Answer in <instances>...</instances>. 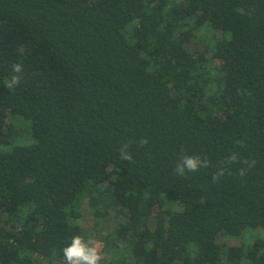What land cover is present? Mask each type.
I'll return each mask as SVG.
<instances>
[{"label": "trees", "instance_id": "obj_1", "mask_svg": "<svg viewBox=\"0 0 264 264\" xmlns=\"http://www.w3.org/2000/svg\"><path fill=\"white\" fill-rule=\"evenodd\" d=\"M85 209L106 264H264V0H0V264Z\"/></svg>", "mask_w": 264, "mask_h": 264}, {"label": "clouds", "instance_id": "obj_2", "mask_svg": "<svg viewBox=\"0 0 264 264\" xmlns=\"http://www.w3.org/2000/svg\"><path fill=\"white\" fill-rule=\"evenodd\" d=\"M23 67L22 64L16 63L13 65V72L20 73L22 72ZM20 83L19 76H12L9 81L6 83V87L8 89H13L18 86ZM143 143H147V141H142ZM124 159L131 160V156L125 154L123 156ZM238 160V156L236 154H232L228 157L227 163L236 162ZM243 164H247L252 166L255 161L244 160ZM209 166V161L205 159H201L198 155L181 156L179 162L176 164L175 171L183 175L186 171L188 172H196L201 168H207ZM224 169L220 168L217 174H214L213 179L215 180L217 176L223 175ZM244 169H240V175H244ZM64 260L66 264H101V261L104 260V256L101 253L100 247L98 243L94 240H86L81 235H75L71 238V243L62 249Z\"/></svg>", "mask_w": 264, "mask_h": 264}, {"label": "rangeland", "instance_id": "obj_3", "mask_svg": "<svg viewBox=\"0 0 264 264\" xmlns=\"http://www.w3.org/2000/svg\"><path fill=\"white\" fill-rule=\"evenodd\" d=\"M115 225L116 224L114 223H96L90 212L87 209L84 210L83 219L81 220V226L86 233V240L91 239L98 243L101 253L104 256V260L101 261V264H106V262L112 256L111 254H109L108 249L105 246L104 238L114 230Z\"/></svg>", "mask_w": 264, "mask_h": 264}]
</instances>
